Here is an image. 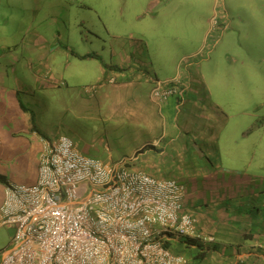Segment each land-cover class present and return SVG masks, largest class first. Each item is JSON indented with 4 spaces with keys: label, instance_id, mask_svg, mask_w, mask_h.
I'll return each mask as SVG.
<instances>
[{
    "label": "rangeland",
    "instance_id": "rangeland-1",
    "mask_svg": "<svg viewBox=\"0 0 264 264\" xmlns=\"http://www.w3.org/2000/svg\"><path fill=\"white\" fill-rule=\"evenodd\" d=\"M148 1L0 0V210L8 184L32 186L38 181L43 148L31 133L34 128L50 139L72 140L83 156L100 159L108 167L109 161L129 154L137 130L135 123L121 119L122 112L110 110L115 107V91L95 81L93 63L73 61L78 65L67 68L63 61L75 51L96 53L121 65L129 61V55L120 51L127 48L150 64L140 41L161 35L154 33L155 26L148 29L150 33L141 29V9ZM219 17L220 13L213 17L216 29L200 53L186 56L177 43L160 44L168 49L152 60L155 68L150 65L154 90L176 91L165 102L179 96L187 102H182L174 121L187 132V138L177 142L182 149L172 145L163 156L152 153L147 160L128 165L132 171L180 181L186 195L192 187L189 182L203 176L202 161H193L191 167L187 153L201 154L187 144L204 132L209 141L201 138V150L210 153L212 173L221 175L225 168L264 176V25L259 29L252 22L242 28L241 36L229 33L232 29L218 36ZM219 40L222 43L214 49ZM39 53L45 56L42 62ZM165 125L172 129L170 123ZM13 235L12 229L0 226V263L13 245Z\"/></svg>",
    "mask_w": 264,
    "mask_h": 264
},
{
    "label": "built area",
    "instance_id": "built-area-1",
    "mask_svg": "<svg viewBox=\"0 0 264 264\" xmlns=\"http://www.w3.org/2000/svg\"><path fill=\"white\" fill-rule=\"evenodd\" d=\"M175 93L152 95L163 101ZM185 200L176 179L132 171L124 161L108 167L65 137L46 140L37 183L6 186L0 226L14 235L0 264H187L165 245L194 235Z\"/></svg>",
    "mask_w": 264,
    "mask_h": 264
},
{
    "label": "crops",
    "instance_id": "crops-1",
    "mask_svg": "<svg viewBox=\"0 0 264 264\" xmlns=\"http://www.w3.org/2000/svg\"><path fill=\"white\" fill-rule=\"evenodd\" d=\"M141 10L142 31L150 33L148 29L155 26L154 29L157 30L154 33L159 32L161 35L153 38V41H148L140 35L143 39L140 42L145 47L146 58L151 61L150 64L148 61H142L143 58L137 54L134 56L133 51L130 52L127 48H121L120 51H124L121 54L129 55L132 64L129 61L121 65L108 63L101 55L100 59L81 60L71 52L67 53L70 60L63 61L67 68L78 65L73 61L93 63L91 66L95 67L97 76L95 81L99 84L105 82V85L115 91V107L110 110L119 114L122 112V120L135 123L133 128H136L137 134L134 145L126 157L115 162L109 161L112 165L123 161L127 165L138 160L145 161L154 155L152 153L156 154L155 157L163 156L172 145L180 151L182 144L177 145L178 140L187 138L184 127L174 123L179 119L177 110L184 100L179 96L176 100L165 102L152 95L154 88L149 76L155 73L156 65L152 60L160 58L159 51L162 52L163 49L160 44L177 43L179 51L186 56L200 53L204 42L210 39L209 36L216 29L212 20L217 12L220 13L219 25H222L217 28L218 36L231 29L229 33L237 32L241 36L244 33L242 28L247 29L248 24L252 22L259 25V29L264 25V0H223L219 5L217 0H149ZM252 30L251 27L250 33ZM261 32L264 35V29ZM164 41L166 43H163ZM221 41H218L214 49L220 46ZM194 43H198L199 47L192 45ZM167 49L166 47L163 50ZM36 56L40 62L45 57L40 53ZM132 57L134 59L130 60ZM187 87L183 89L182 96H185ZM21 107L28 114L29 111L23 105ZM195 107L197 108V105ZM118 118L119 116L113 117ZM198 118L201 122L204 121L200 116ZM167 123L171 124V130L166 127ZM38 131L41 135L34 129L31 133L41 141L44 148L45 141L53 139ZM199 135L196 140L187 144L191 150L201 154L200 157H195L197 155L187 153L192 157L191 167L193 161L203 163L200 167L203 176H197L198 179L195 177V180L189 182L192 187L184 204L194 219V235L187 239L191 243H181L183 239L176 242L181 243L179 245L174 243V252L184 256L188 260L187 264H238L241 260L247 264H264V176H248L250 174H241L225 168L220 169L223 176L212 173L207 158L210 153L202 152L200 143L201 138L209 141L205 138L208 136L206 132ZM166 139L168 144H163ZM205 237H212L213 241L206 242L203 240Z\"/></svg>",
    "mask_w": 264,
    "mask_h": 264
},
{
    "label": "trees",
    "instance_id": "trees-1",
    "mask_svg": "<svg viewBox=\"0 0 264 264\" xmlns=\"http://www.w3.org/2000/svg\"><path fill=\"white\" fill-rule=\"evenodd\" d=\"M76 57H78L79 59H81V60H89V59H100L101 58V56L100 55H98V54H96V53H89V54H86V55H79V54H76L75 52H72ZM34 131H37L40 135H41V133L37 130V129H35L34 128ZM4 179V178H3ZM180 183V182H179ZM182 186H184V184H182V183H180ZM9 185V184H8ZM185 187V186H184ZM185 206V205H184ZM185 238V239H184ZM184 238H180V239H178V240H176V241H174L175 242V245L176 244H178V243H176V242H178L179 240H182L181 241V243H189L190 242V240H187V239H189V238H186V237H184ZM181 243H179V244H181ZM191 243V242H190ZM178 244V245H179ZM165 245H166V247H168V248H172L173 250H174V247H173V243L171 244L170 242H166L165 243Z\"/></svg>",
    "mask_w": 264,
    "mask_h": 264
}]
</instances>
